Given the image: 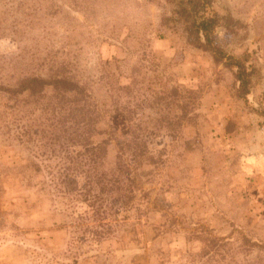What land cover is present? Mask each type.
Masks as SVG:
<instances>
[{
  "label": "rangeland",
  "instance_id": "1",
  "mask_svg": "<svg viewBox=\"0 0 264 264\" xmlns=\"http://www.w3.org/2000/svg\"><path fill=\"white\" fill-rule=\"evenodd\" d=\"M171 9L168 0H0V81L75 77L104 109L99 127H116L108 161L129 133L155 161L139 169L146 194L138 189L129 209L117 203L112 233H86L63 185L34 170L38 149L0 134V264H264V0L209 8L235 18L214 38L247 54L248 94L234 69L162 26Z\"/></svg>",
  "mask_w": 264,
  "mask_h": 264
},
{
  "label": "trees",
  "instance_id": "2",
  "mask_svg": "<svg viewBox=\"0 0 264 264\" xmlns=\"http://www.w3.org/2000/svg\"><path fill=\"white\" fill-rule=\"evenodd\" d=\"M168 2L172 9L162 16V26L183 31L191 45L209 51L216 63L234 69L240 91L248 94L255 71L247 65V54L230 55L214 38L220 28L232 32L235 18L229 12H211L214 0ZM119 89L131 92L132 85ZM177 92L173 88L170 98ZM158 99L165 101L163 96ZM179 106L184 118L194 110L191 101ZM103 114L90 87L64 73L24 74L0 81V134L7 141L38 149L31 157L34 170L44 169L55 186L63 185L68 209L86 233H112L118 220L117 203L127 209L136 204L137 190L144 191L138 182L139 169L144 163H155L154 157L147 155V140L131 133L117 140L115 160L108 161L111 140L117 135L114 126L111 130L99 127ZM230 126L231 122L229 131ZM96 135L104 139L96 142Z\"/></svg>",
  "mask_w": 264,
  "mask_h": 264
}]
</instances>
